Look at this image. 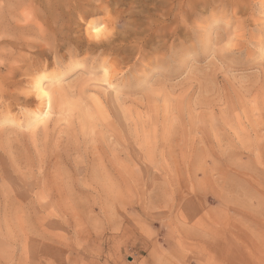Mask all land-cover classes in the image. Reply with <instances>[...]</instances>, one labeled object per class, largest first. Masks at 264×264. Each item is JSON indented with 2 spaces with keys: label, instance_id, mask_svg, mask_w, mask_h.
<instances>
[{
  "label": "rangeland",
  "instance_id": "374dc122",
  "mask_svg": "<svg viewBox=\"0 0 264 264\" xmlns=\"http://www.w3.org/2000/svg\"><path fill=\"white\" fill-rule=\"evenodd\" d=\"M0 264H264V0H0Z\"/></svg>",
  "mask_w": 264,
  "mask_h": 264
}]
</instances>
